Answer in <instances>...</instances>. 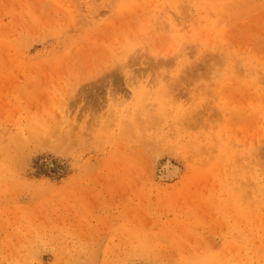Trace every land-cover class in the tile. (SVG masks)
Returning <instances> with one entry per match:
<instances>
[{
  "label": "rangeland",
  "instance_id": "1",
  "mask_svg": "<svg viewBox=\"0 0 264 264\" xmlns=\"http://www.w3.org/2000/svg\"><path fill=\"white\" fill-rule=\"evenodd\" d=\"M0 264H264V0H0Z\"/></svg>",
  "mask_w": 264,
  "mask_h": 264
}]
</instances>
